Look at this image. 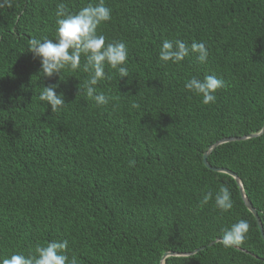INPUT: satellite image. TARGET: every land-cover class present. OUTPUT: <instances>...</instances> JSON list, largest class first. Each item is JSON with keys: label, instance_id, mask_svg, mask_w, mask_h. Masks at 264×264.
I'll use <instances>...</instances> for the list:
<instances>
[{"label": "trees", "instance_id": "trees-1", "mask_svg": "<svg viewBox=\"0 0 264 264\" xmlns=\"http://www.w3.org/2000/svg\"><path fill=\"white\" fill-rule=\"evenodd\" d=\"M61 2L78 12L92 0L0 8V259L67 240L78 264H264L239 183L203 162L216 142L263 130L264 0H105L111 19L98 32L129 52L128 77L106 68L112 79L97 85L119 97L107 105L80 93L87 73L45 77L28 51L32 37L55 38ZM176 39L205 43L207 61L162 62L163 42ZM206 75L226 84L209 105L184 88ZM53 84L66 101L55 113L39 100ZM208 161L239 176L264 225V131L219 144ZM222 185L233 208H200ZM241 219L245 239L225 248L222 230Z\"/></svg>", "mask_w": 264, "mask_h": 264}, {"label": "clouds", "instance_id": "clouds-1", "mask_svg": "<svg viewBox=\"0 0 264 264\" xmlns=\"http://www.w3.org/2000/svg\"><path fill=\"white\" fill-rule=\"evenodd\" d=\"M11 7V0H0V8ZM56 34L54 39L32 37L28 41V51L41 61L42 73L45 77L59 75L65 69L80 70L87 73V78L79 85L83 92L97 105H107L118 96H111L98 89L97 85L112 79L106 68L114 69L120 78L128 77V47L123 41L108 42L107 37L98 32L99 27L111 19V9L105 0H92L78 12H71L65 3H58L55 13ZM196 54L200 63H205L209 50L203 42L193 41L189 47L180 39L165 40L159 50V59L167 64L179 65L185 58ZM83 57V62H82ZM223 79L215 75H206L203 79L192 76L184 83L188 92L201 98V103L209 105L216 102V93L225 88ZM58 85L44 86L39 100L51 107L52 113L59 112L66 106L64 95L57 94ZM135 160L129 161L130 166ZM214 199L215 207L222 212L233 208L231 192L227 186H220L213 194H203L199 207L203 208ZM250 225L246 220H239L222 230V244L225 248L240 244L246 237ZM235 247V246H234ZM68 241H52L45 246H37L34 255L25 256L14 253L10 257L0 259V264H78L75 256L67 255Z\"/></svg>", "mask_w": 264, "mask_h": 264}, {"label": "water", "instance_id": "water-1", "mask_svg": "<svg viewBox=\"0 0 264 264\" xmlns=\"http://www.w3.org/2000/svg\"><path fill=\"white\" fill-rule=\"evenodd\" d=\"M264 131V127H263V130L259 133H256V134H250L248 136H243V137H229V138H225V139H222L218 142H216L215 144H213L209 150L207 152L204 153V158H203V162L204 164L214 170V171H219V172H226L230 175H232L236 180L237 182L239 183L240 185V189H241V192H242V196L244 198V201H245V204L246 206L249 208V210L254 214L255 218H256V221H257V224H258V227L260 228V232H261V235L264 239V225H263V222L261 220V217L259 216V213L257 211V209L253 206L252 202L246 197L245 193H244V189H243V186H242V182L239 178V176L236 174V173H233L231 170L227 169V168H215V167H212L211 164L209 163L208 161V155H209V152L211 150H213L216 146H218L219 144L223 143V142H227V141H231V140H240V139H247L249 137H252V136H256L258 134H261L262 132ZM236 247V246H235ZM199 249L195 250V252H197ZM193 253V252H192ZM172 254H175L174 252H170V253H166L164 255V258L168 255H172ZM191 254V253H190ZM164 264V263H162Z\"/></svg>", "mask_w": 264, "mask_h": 264}, {"label": "bare ground", "instance_id": "bare-ground-1", "mask_svg": "<svg viewBox=\"0 0 264 264\" xmlns=\"http://www.w3.org/2000/svg\"><path fill=\"white\" fill-rule=\"evenodd\" d=\"M169 256V255H168ZM167 257V256H166ZM162 263H164V261L162 262ZM165 264V263H164Z\"/></svg>", "mask_w": 264, "mask_h": 264}]
</instances>
